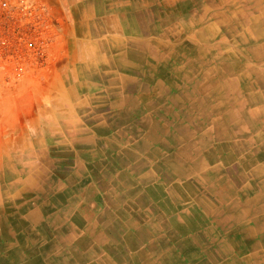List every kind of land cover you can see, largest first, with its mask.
I'll return each mask as SVG.
<instances>
[{"label":"crops","instance_id":"1","mask_svg":"<svg viewBox=\"0 0 264 264\" xmlns=\"http://www.w3.org/2000/svg\"><path fill=\"white\" fill-rule=\"evenodd\" d=\"M210 9L198 20L189 13L208 23L185 34L175 10L169 29L159 24L153 39L131 30L138 36L99 41L104 30L80 27L73 41L65 37L68 57L41 86L23 85L15 99L33 107L0 124V133L9 131L0 150L10 151L0 156L7 176L0 179V264H264L256 176L264 166V65L223 46L229 63L219 59L211 78L215 57L205 45L220 36L223 16L229 36L247 21L258 37L264 13L212 18ZM145 14L162 19L154 6ZM182 51L190 56L177 59ZM231 169L238 173L228 187Z\"/></svg>","mask_w":264,"mask_h":264},{"label":"rangeland","instance_id":"2","mask_svg":"<svg viewBox=\"0 0 264 264\" xmlns=\"http://www.w3.org/2000/svg\"><path fill=\"white\" fill-rule=\"evenodd\" d=\"M27 2L29 3V6L40 11L41 19L43 21L38 25V28L42 33H44L43 36L45 37L46 56L44 57V60L41 64L34 63L33 68L27 71L25 76L19 80L13 79L11 77L10 71L8 68L6 69L3 67L4 63L0 60V111L8 112L6 115L7 117H5L6 119L4 117H0V124L2 125L8 122L7 120H16L11 116H13L12 112L17 108L23 109L24 106H28V108L33 107V104L30 103H17L15 95L22 92L23 85L27 83L33 82V86H41V78L49 77V68H57L59 59L68 57V54L65 53L68 47V43L66 44L65 40L67 38L65 37L68 35V37L70 36V40L73 41L75 39L74 33L80 27L86 29H95V25H97L98 30H104L105 33L98 36L99 41L102 40L101 37H104L105 34L107 36L113 35L116 39H126V35L138 36L131 30L141 31L142 34H144L143 32L151 31L148 34H150L151 38L153 39L155 38L153 31L159 30V24L160 26L162 25L161 27L163 30L169 29V15L175 10H177V13L180 17L178 18V29L179 31H183L182 34L191 32L192 28L196 30L200 28L203 29V26L208 23L207 21L204 24H199L194 20L193 17L192 19L191 17L189 19L187 17L189 13H198L197 20L200 19L203 14L205 15V10L208 6L211 8L210 14L208 16L212 18H216V16H214L215 13L220 15L219 12L221 13L223 11L232 13L234 10H237L239 14H243V11H247V13L252 14L264 13V0H112V8L110 7L111 0H95L94 3L97 4H94L93 6L88 5L90 0H27ZM217 3L221 4L222 6L219 8ZM153 6L156 8V10L158 9L160 11L163 20L159 18L158 14H156L154 18L153 16H150V14L144 15V11L147 8H151ZM106 14L110 18L108 20H103ZM109 14L112 15V20V17ZM224 17L225 16L220 17L222 19H219L221 20V23H225L226 27L223 25L216 27V30L219 32L220 36L216 35L214 38H206L205 40V45L209 44V48L215 57L212 59L213 61L210 62V68L208 71L209 76L211 78L215 77L216 73L220 71L219 68L222 67L221 65H223L220 60L228 61L227 58L224 57L223 52L225 51L223 50V46H225L227 50L232 51L234 50L235 46L239 52L237 54L238 58L245 61L247 60V62L250 61L252 63L257 61L258 68L261 69V67L264 65V32L257 33L258 37H256V35H251V33H249L247 30V26L250 23L247 21H239L235 23L236 27L238 28L236 37L229 36L227 32L229 26L228 23L223 20ZM101 20H103V22ZM163 30L159 33L162 34L161 40L164 49L168 52L171 40L169 37L165 36ZM225 33L228 37H225ZM200 45L203 44L200 43ZM181 46L182 45L179 43V47ZM182 49H186L185 45H183ZM110 55L113 57L119 56L115 52ZM165 55L168 61L173 60V58L171 59L169 56V52L165 53ZM186 55L190 56V54H185L184 51L181 53L179 52L177 54V59L185 57ZM181 64L182 63L179 62L178 67ZM197 67L198 69H202V64L198 63ZM113 71H115V74L117 73V69ZM202 72L206 73L207 70L204 69ZM260 72L262 73L264 80V69H261ZM225 75L227 80H231L228 74ZM163 77L165 76L161 74L162 79H164ZM230 114L231 113H229V115ZM8 137L9 131H3L0 133V138L1 140L3 139V142L7 140ZM1 152L2 154L5 153L7 155L10 153V151L3 149L0 150V156ZM226 153L227 156L231 155V157H233L234 153H236V150L227 149ZM258 154L259 159L264 158V150H260ZM1 163L2 160H0V179H7V176H5L6 174L3 170L4 165ZM108 184L110 187L111 182H108ZM112 184L113 188H115L114 182ZM258 191V207L259 210H261L262 205H264V188L261 190L258 188ZM193 199L197 201L196 198ZM195 204L197 205V203ZM258 233L259 237L263 238L264 228L259 229Z\"/></svg>","mask_w":264,"mask_h":264},{"label":"built area","instance_id":"3","mask_svg":"<svg viewBox=\"0 0 264 264\" xmlns=\"http://www.w3.org/2000/svg\"><path fill=\"white\" fill-rule=\"evenodd\" d=\"M39 10L27 0H0V60L19 80L46 56L45 37L38 25Z\"/></svg>","mask_w":264,"mask_h":264},{"label":"bare ground","instance_id":"4","mask_svg":"<svg viewBox=\"0 0 264 264\" xmlns=\"http://www.w3.org/2000/svg\"><path fill=\"white\" fill-rule=\"evenodd\" d=\"M209 28V27H208ZM147 45V44H146ZM264 48V47H263ZM259 52V51H258ZM133 53H134V55H136V56H139V57H141V58H143V56L139 53V52H137V51H133ZM120 54H122V53H120ZM127 59V58H126ZM136 59V58H135ZM133 60V59H132ZM149 60V59H148ZM113 62H116V63H120L121 62V56H118V57H116V59H114V61ZM137 63H139V62H137ZM125 65V64H124ZM123 66V65H122ZM128 69L129 70H131V71H134V72H138L137 71V69L136 68H133V67H128ZM126 70V69H125ZM141 72V71H140ZM79 73V72H78ZM130 78V77H129ZM127 79V78H126ZM130 81V80H129ZM227 84V83H226ZM228 85V84H227ZM177 98V97H176ZM231 115H233V113H231L229 116H231ZM153 125V124H152ZM156 125V124H155ZM154 126V125H153ZM100 127V126H99ZM105 127H106V125H105ZM165 129V128H164ZM100 132V131H99ZM106 132V131H105ZM138 132V131H137ZM152 134V133H151ZM148 135H149V133H148ZM150 137H151V135H150ZM153 137V136H152ZM151 137V138H152ZM58 138V137H57ZM96 139V138H95ZM158 139V138H157ZM104 140V139H103ZM75 142V141H74ZM147 143V142H146ZM136 144V143H135ZM202 159V158H201ZM201 163V162H200ZM221 169V168H220ZM223 170V169H222ZM58 171V170H57ZM45 172V171H44ZM264 166H261L259 169H258V172H257V178H261L262 179V182L261 183H259L258 184V188L261 190L262 188H264ZM238 173V171L237 172H234V169L232 170L231 169V171H229L228 172V178L226 177V179L227 180H229V177L230 176H234V174H237ZM14 174V173H13ZM240 175V174H239ZM255 175V174H254ZM223 177H224V175H223ZM223 177H221V178H223ZM208 178V177H207ZM49 181V180H48ZM47 181V182H48ZM231 182H233V181H227L226 183H227V186L229 187V186H233V184L231 183ZM251 182V181H250ZM27 187V186H26ZM249 188V187H248ZM33 193V192H32ZM3 194V193H2ZM20 195V194H19ZM18 195V196H19ZM140 195V194H139ZM208 195V194H207ZM138 196V195H137ZM33 198V197H32ZM143 198V197H142ZM26 200V199H25ZM29 201V200H28ZM34 201V200H33ZM136 201H138V200H136ZM49 203V202H48ZM138 203H139V201H138ZM23 204H25V203H23ZM35 204V203H34ZM141 204V203H140ZM39 205V204H38ZM48 205V204H47ZM46 205V206H47ZM43 206V205H42ZM31 208V207H30ZM34 212H35V210H34ZM113 212V211H112ZM244 212V211H243ZM40 214V213H39ZM66 214V213H65ZM50 215V214H49ZM56 215V214H55ZM117 215V214H116ZM235 215H237V213L235 214ZM240 215V214H239ZM36 216V215H35ZM180 216V215H179ZM43 217V216H42ZM52 217V216H51ZM50 217V218H51ZM245 217V216H244ZM183 219V218H182ZM38 220V219H37ZM53 220V219H52ZM45 223V222H44ZM117 224V223H116ZM111 226V225H110ZM114 245V244H113ZM116 248V247H115ZM12 255V254H11Z\"/></svg>","mask_w":264,"mask_h":264}]
</instances>
